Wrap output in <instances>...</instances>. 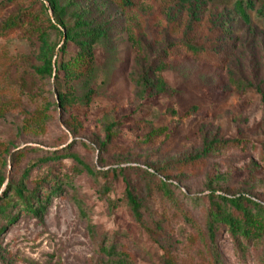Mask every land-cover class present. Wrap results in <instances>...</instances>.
I'll return each instance as SVG.
<instances>
[{
    "label": "rangeland",
    "instance_id": "1",
    "mask_svg": "<svg viewBox=\"0 0 264 264\" xmlns=\"http://www.w3.org/2000/svg\"><path fill=\"white\" fill-rule=\"evenodd\" d=\"M133 1L123 13L114 0H63L66 21L87 8V19L111 20L115 30L94 48L91 101L62 110L54 90L60 80L37 71L44 52L36 33L46 30L50 45H62L48 27L51 11L44 0H0V27L16 16L23 23L0 36V195L29 163L51 155L75 153L94 172L76 174L70 158L38 162L26 190L42 196L56 181L60 191L49 196L43 223L21 213L1 236L0 264H119L100 251L103 244L126 251L124 264H264V236L235 241L221 228L214 254L205 230L212 191L244 194L264 207V0H254L249 22L234 0ZM225 27L235 43L225 64L176 51L161 73L168 91L140 96L137 43L153 56L191 29L221 44ZM74 51L69 45L58 61ZM73 86L81 97L84 81ZM109 125L113 137L103 146ZM212 140L230 143L203 154ZM127 184L141 224L127 205Z\"/></svg>",
    "mask_w": 264,
    "mask_h": 264
},
{
    "label": "trees",
    "instance_id": "2",
    "mask_svg": "<svg viewBox=\"0 0 264 264\" xmlns=\"http://www.w3.org/2000/svg\"><path fill=\"white\" fill-rule=\"evenodd\" d=\"M114 1L116 6L119 7L123 13H126L127 10L134 5L133 0ZM182 1H192L195 4L201 2V0ZM42 6L45 10L51 11L52 18H48V27L59 35L62 45L60 48H58V45H50L46 30L36 33L40 47L44 52L43 63L37 71L41 75L53 78L56 81L58 80V82L60 80V83H54V90L57 95L56 104H58L62 110H68L78 103L89 104L93 95L91 82L95 67L94 48L102 41L109 42L112 39L115 27L111 20L96 23L94 20L87 19L90 15L87 8L82 9L78 14L75 13L72 16V22L66 21L65 18L68 16V9L67 5H64L63 0H44ZM233 7L236 13L245 22H249L248 11L253 10L254 0H234ZM22 25L21 17L16 16L8 22H4L3 26L0 27V36H4ZM190 30L188 29L180 40L167 43L158 54L153 56H150L144 51L145 47L140 42L137 43L142 58L141 55H139L138 62L136 63V75L133 77V82L141 97H157L168 91L167 84L161 73L166 59L174 55L176 51L186 53L194 59L205 61H214L218 59L223 64L233 56L235 43L234 40L231 39L230 32L226 27L224 30L219 31V34H222L224 38L221 44H218L215 39L203 41V38L200 36H191ZM69 45L75 48L74 53L69 54L67 59L62 58L58 61V57L66 53ZM56 50L57 56L55 60H53ZM81 80L85 83V91L81 97H78L75 95L73 83ZM113 126L114 125L108 126L106 141L103 146L111 142L113 137ZM229 143L230 142L212 140L206 143L203 154L212 153L217 150L218 145L225 146ZM65 158L72 159L78 165V167H76V174H80L82 171L89 175L94 174L93 169L85 164L75 153L51 155L44 159L41 158L40 161L29 163L22 173L21 181L11 185L7 184L0 195V221L4 222V225H0V238L7 232L10 226L18 221L21 213L29 214L40 223L44 222V214L51 200L49 196L56 195L60 191V186L55 181L48 193L39 196L38 191L26 190L24 180L27 178L29 171L36 166L38 162H53ZM147 172L149 175H156L155 170L147 169ZM5 181L6 179L0 174V188ZM168 184H170V180L166 178L163 179L162 185L167 186ZM125 197L135 221L141 224V205L128 184L125 187ZM208 197L211 208L206 214L205 230L206 238L212 246L214 254H216L217 233L221 228L227 230L235 241H237V239H244L249 242L263 239L264 207L258 204L252 197L244 194L229 193H218L215 195V191H212L211 195ZM99 249L107 257L119 258V264H124L129 257L126 251L122 249L118 250L114 245L103 244L100 245ZM164 264L175 263L171 258H167Z\"/></svg>",
    "mask_w": 264,
    "mask_h": 264
}]
</instances>
